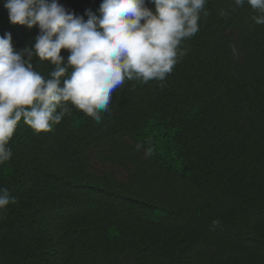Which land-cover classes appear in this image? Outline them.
I'll list each match as a JSON object with an SVG mask.
<instances>
[{"label":"trees","instance_id":"obj_1","mask_svg":"<svg viewBox=\"0 0 264 264\" xmlns=\"http://www.w3.org/2000/svg\"><path fill=\"white\" fill-rule=\"evenodd\" d=\"M60 3L87 20L101 0ZM258 15L207 0L172 73L126 81L100 123L72 105L51 132L21 120L0 165V189L16 200L0 213V264H264ZM9 32L20 51L39 29L13 25L0 0V36ZM32 63L44 77L54 70Z\"/></svg>","mask_w":264,"mask_h":264},{"label":"clouds","instance_id":"obj_2","mask_svg":"<svg viewBox=\"0 0 264 264\" xmlns=\"http://www.w3.org/2000/svg\"><path fill=\"white\" fill-rule=\"evenodd\" d=\"M149 2L154 11L146 0H101L99 15L89 9L85 20L60 0H4L13 25L38 27L39 34L20 51L10 32L0 36V165L12 159L9 145L21 120L37 134L51 132L72 105L100 123L113 92L126 81H164L172 73L185 54L182 41L199 31L207 0ZM233 2L250 5L259 14L255 22L264 24V0ZM33 57L54 66L48 77L34 70ZM145 155H153V149ZM15 202L0 189V213Z\"/></svg>","mask_w":264,"mask_h":264},{"label":"rangeland","instance_id":"obj_3","mask_svg":"<svg viewBox=\"0 0 264 264\" xmlns=\"http://www.w3.org/2000/svg\"><path fill=\"white\" fill-rule=\"evenodd\" d=\"M97 169H100V167L98 166Z\"/></svg>","mask_w":264,"mask_h":264}]
</instances>
